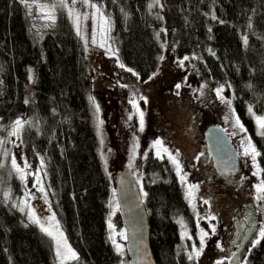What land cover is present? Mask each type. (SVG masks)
<instances>
[{
    "label": "trees",
    "instance_id": "trees-1",
    "mask_svg": "<svg viewBox=\"0 0 264 264\" xmlns=\"http://www.w3.org/2000/svg\"><path fill=\"white\" fill-rule=\"evenodd\" d=\"M89 2L110 19L119 60L138 83L148 85L166 73L160 62L161 20L149 7L150 0ZM165 3L175 57H193L187 84L208 89L205 100L186 102L171 95L172 88L166 92L162 87L160 101L166 103L162 128L170 146L183 155L184 147L202 149L201 133L195 130L197 120L213 104L215 87L222 86L232 95L235 112L260 153L256 161L264 182V136L254 133L248 111L252 106L254 113L264 112V0ZM31 18L25 2L0 0V127L26 121L25 155L29 160L36 156L46 160L49 205L77 255L66 264H119L120 256L108 236L114 180L101 162L88 99L95 70L65 10L58 11L56 20L44 29L36 30ZM152 98L157 100L156 95ZM143 171L144 194L140 192L148 213L155 264H199L198 259L189 260L190 253L180 240L178 218L186 220L194 240L196 221L176 170L168 159L151 152ZM246 183L244 198L250 202L248 178ZM199 195L201 211L206 213L210 208L217 211L220 203L230 206L239 191L205 171ZM261 205L264 216V199ZM227 209H223L225 216L230 212ZM0 264H55L52 241L1 199ZM247 264H264V238L250 251Z\"/></svg>",
    "mask_w": 264,
    "mask_h": 264
},
{
    "label": "rangeland",
    "instance_id": "rangeland-1",
    "mask_svg": "<svg viewBox=\"0 0 264 264\" xmlns=\"http://www.w3.org/2000/svg\"><path fill=\"white\" fill-rule=\"evenodd\" d=\"M66 2L68 3V7H61L59 0H25L29 16H32L31 21L36 30L41 28L44 29L53 22L46 18L48 12L54 14L55 20L56 14L60 10H65L69 15V9H74L80 16V34L77 35L86 45V58L91 63L96 73L88 93V99L89 97H93L100 109L97 114L92 102L89 100L99 142V155L106 174L113 181L118 171L122 169L127 170L134 177L140 191L144 194L141 185L142 178L144 177L143 167L145 158L147 154L151 152L157 157L156 149L153 147V144L157 139L161 140L163 148L168 149V152L176 157L180 164L182 169L180 175L185 176V180L182 182L177 171L176 174L182 184L185 200L188 207L192 209L196 221V239L194 240L186 220L181 217L178 218L177 223L180 230L181 244L188 249L190 255L192 254L193 248L197 250L202 248L203 250L200 251V255H193V259H198L201 264H209V260H212L210 253L218 249L220 250L221 248L223 249L229 242L228 235L226 234L227 227H225L226 216L223 209L230 207L220 203L219 207L214 209L217 210L215 212L212 208L208 209L206 213L200 210V202L203 200L201 195H199V181H201V175L204 176V174L201 173V168L204 167V165L200 164L199 161L203 158L201 157L203 154L202 152H198L193 159L192 151H189L188 147H184L186 150L181 148L184 152V156L172 147L173 144L170 146L171 144L167 134L162 128V124L165 123L166 119L162 116L163 108L166 103L164 99L160 101L162 98L160 93L163 91L162 87L166 89V92L171 88L173 90L176 88L174 91L175 94L172 90L171 95L176 96L178 99L185 100L186 102L190 101L191 98H194V101H200L208 97V89L206 90V86L200 85L199 87H192L187 84L188 76L193 70V57L185 56L188 57L186 60L184 57L181 59L175 57L172 25L165 0H159V3H156V0H150V5H152V8L158 13L161 20L163 37L162 59L160 62L166 73L152 80L150 84L143 86L142 83H138L137 77L132 71L128 70L129 68L125 66L121 68L119 66L121 62L117 54L116 45L111 36V31L107 33V38L101 35L99 31V14L93 16L96 9L89 6L91 2L83 3L82 0H76L75 4H72V0H66ZM53 5H55V7H53ZM101 12L104 14L102 10ZM104 16L109 19L105 14ZM70 19L77 33L73 19ZM102 40H106L103 47L100 46ZM109 46L111 47V51L108 50ZM181 61H183V65H181ZM177 85H179V87H177ZM174 86L176 87L174 88ZM221 88L223 91L220 93V96H223L225 101H231L230 104L223 102L220 96L217 95V89ZM152 95L157 96L158 102L152 98ZM214 97L215 100H212L213 104L208 108L209 110H206V116L204 114L197 120V126L199 127L195 128V130L196 132H200L202 137L203 130L208 125L217 123L221 126L235 147L239 162L241 163V172L248 177L250 182L249 196L250 204L253 206L251 214L253 216L256 215L260 220L258 233L252 242L253 245L255 240L261 239L259 231L261 228H264L261 199L256 198L257 195L262 197V193L258 194L256 191V186L262 183L260 170L256 160L253 162L250 155H244V148L247 145L245 137L250 139L253 145L254 142L253 139L246 134V129L235 112L232 95L227 94L222 86H217L214 89ZM132 100H135L139 112H143L142 130L137 108L133 107V104L130 102ZM249 107L252 108V106H248V109ZM250 114L254 123V133L258 135L255 116H264V112L257 114L252 111ZM97 116L99 117V121H102L99 128L97 127L99 122ZM129 116L132 117L131 120H129ZM237 119L245 131L241 132L239 126H236ZM20 121L22 127L19 129L17 135H10L15 121L0 127V199L9 207L15 208L21 212L27 222L34 224L43 235L52 241L55 264H60V259L56 255L55 242L41 231L40 225L34 223L29 217V212H33L35 217L39 219L40 223L45 227H48L50 224L54 225L58 222L59 228L63 232L64 238L67 240L56 215L49 205L46 184V160L41 156H36L35 160H29L27 158L24 152L23 138V128L26 121ZM101 141H103V143H101ZM134 143L137 147L135 148L136 155L133 160L132 148ZM161 155L162 158L168 159L167 154L162 153ZM13 158L16 159L17 165L22 169V173H18L12 167ZM41 161H43V166H41ZM25 164H27L28 167H25ZM171 165L176 170L175 165L172 163ZM21 174H23V179H21ZM37 175L39 176L40 183H37ZM190 185L197 186L194 190L191 204L186 197V191ZM41 187L43 191L39 190ZM53 214L55 215V221L50 222L48 218ZM180 221H183V228L181 227ZM109 222L112 224V229L108 227V236L114 238L115 244L112 242V239H110V241L115 248L116 245L120 246L119 252L116 249L120 256L119 264H130L126 245V232L119 214L114 191L111 209L108 214V224ZM185 231L187 235L182 237V233ZM121 233L123 236H121ZM203 233H207V235L203 236V243H201V236ZM67 244L70 247L68 241ZM256 245L257 244H255V246ZM250 249L252 248L250 247ZM248 256L249 249L243 254L242 264H247ZM72 260L74 259H67L64 261V264Z\"/></svg>",
    "mask_w": 264,
    "mask_h": 264
},
{
    "label": "water",
    "instance_id": "water-1",
    "mask_svg": "<svg viewBox=\"0 0 264 264\" xmlns=\"http://www.w3.org/2000/svg\"><path fill=\"white\" fill-rule=\"evenodd\" d=\"M205 149L218 175L236 176L240 171L237 151L219 124L203 132ZM114 193L126 232L130 264H155L149 241L147 209L134 177L125 169L114 178Z\"/></svg>",
    "mask_w": 264,
    "mask_h": 264
},
{
    "label": "snow or ice",
    "instance_id": "snow-or-ice-1",
    "mask_svg": "<svg viewBox=\"0 0 264 264\" xmlns=\"http://www.w3.org/2000/svg\"><path fill=\"white\" fill-rule=\"evenodd\" d=\"M21 2H25V0H21ZM83 3H89V0H82ZM76 0H72V4H75ZM156 3H159V0H156ZM59 4L61 7H68V3L66 2V0H59ZM89 6L93 9H96V12L93 13V16H96L97 14H99V31L101 33V35L103 37L107 38V33L111 31V23H110V19L105 18L104 14L101 12L100 8L95 4V3H90ZM53 7H55V5H53ZM149 7H152V5H149ZM123 11V10H122ZM69 17L73 19V23L74 26L77 29V34H80V30H79V21H80V16L75 12L74 9H69ZM46 18L49 20H52L54 22L55 20V16L52 12H48L46 15ZM87 18V17H86ZM213 19H215V17H213ZM106 40H102L100 46L103 47L105 44ZM245 43H247V39L245 38ZM109 51H111V47L109 46ZM115 54V53H113ZM162 59V57H161ZM184 59H188V57H184ZM181 65H183V61L180 62ZM119 66L121 68H124V65L122 63L119 64ZM129 71H131L130 69H128ZM31 71V70H30ZM31 79V77H30ZM177 87H179V85H177ZM223 91V89H217V95L220 96V93ZM221 100L225 103L230 104L231 101H225L223 96H220ZM89 100L92 102L96 113L98 114L100 109H99V105L96 104L95 99L93 97H89ZM133 104V107L137 108V112L139 114L140 117V127L141 130L143 129V112H139V109L135 103V100L130 101ZM249 113H252V108L249 107L248 109ZM97 119L99 121V117L97 116ZM132 117L129 116V120H131ZM255 122L257 124L258 127V135H262L264 136V116H255ZM102 123V121H99L97 124V127L99 128V125ZM236 126H239L240 131L243 132L245 131V129L243 128V126L240 124L239 120L237 119L236 121ZM22 127L21 121L20 120H16L12 129V132L10 133V135H17L19 129ZM245 139L247 140V145L244 148V155L246 156H251L253 162H255L256 157L260 155V153L256 150L255 146L252 144L251 140L248 139L247 137H245ZM101 143H103V141H101ZM243 143V142H242ZM137 147V145L134 143L133 144V148H132V159H135V148ZM153 147L156 149V155L158 158H162V153L167 154L168 159L170 160V162L175 165L176 167V171L177 174L180 175L182 169L180 167V164L178 162V160L176 159V157L172 156L171 153L168 152V149L163 148L162 145V141L157 139L154 144ZM41 166H43V161H41ZM12 167L18 172V173H22V169L17 165L16 159L13 158L12 159ZM25 167H28L27 164H25ZM23 174H21V179H23ZM180 179L183 182L185 180V176L180 175ZM37 183H40L39 181V176L37 175ZM196 185H190L186 191V197L189 200V203H192V199L194 196V190L196 189ZM40 191H43V188L41 187L39 189ZM256 191L257 193H264V182H262L261 184L256 186ZM257 199H264V197H261L260 195H257L256 197ZM206 202V201H205ZM29 217L30 219L40 225L41 227V231L44 232L47 236H49L50 238H52V240L55 242L56 245V255L57 257L60 259V264H64V261L67 259H77V255L76 253L68 246L67 244V240L64 238V234L63 232L60 230L59 228V224L58 222L53 224H50L48 227H45L43 224L40 223V220L37 219L35 217V214L33 212H29ZM50 222H54L55 221V215L53 214L51 217L48 218ZM181 227H184L183 221H180ZM109 229H112V224L109 222L108 224ZM54 229V230H53ZM187 235V232H183L182 233V237ZM207 235V233H203V235L201 236V243H203V236ZM121 236H123V234L121 233ZM259 236L260 238H264V228H261L259 231ZM109 239H112V242L115 244V240L113 237H109ZM260 242L259 239L255 240V242L253 243V247H255V244H258ZM63 249V252H62ZM116 249L119 252L120 251V246L116 245ZM203 249L201 248L200 250H197L195 248L192 249V254L189 255V260H191L193 258V255L195 256H199L200 255V251H202Z\"/></svg>",
    "mask_w": 264,
    "mask_h": 264
},
{
    "label": "flooded vegetation",
    "instance_id": "flooded-vegetation-1",
    "mask_svg": "<svg viewBox=\"0 0 264 264\" xmlns=\"http://www.w3.org/2000/svg\"><path fill=\"white\" fill-rule=\"evenodd\" d=\"M203 143L204 145L201 150H197V148L193 149V151L191 149L189 150L193 153V159L198 152H202L203 155L201 157L203 158H201L199 162L203 164L204 167H202L203 169L201 168V173L204 174V171L213 173L214 176L220 178L223 185L239 191L238 198L231 202L229 206L230 212H227L229 215L225 218V227H227L226 234L228 235L229 242L223 249L221 248L220 250L218 249L210 253L212 260H209V264H242L244 252L246 253L249 249L250 253L253 249L252 242L258 233L260 225L259 218L251 214L253 206L244 198L245 187H247L246 179L248 177L242 173L241 170L236 176L218 175L214 170L210 156L206 152L204 139ZM202 177L201 175V178ZM201 209L200 207V210ZM250 247L252 249H250ZM195 261H197V259Z\"/></svg>",
    "mask_w": 264,
    "mask_h": 264
},
{
    "label": "bare ground",
    "instance_id": "bare-ground-1",
    "mask_svg": "<svg viewBox=\"0 0 264 264\" xmlns=\"http://www.w3.org/2000/svg\"><path fill=\"white\" fill-rule=\"evenodd\" d=\"M176 138V137H175ZM175 138H173V139H175ZM178 141V140H177ZM241 164V163H240ZM241 170V169H240Z\"/></svg>",
    "mask_w": 264,
    "mask_h": 264
}]
</instances>
